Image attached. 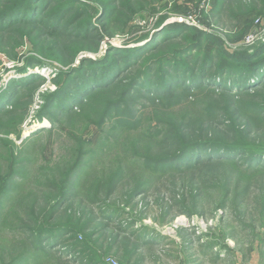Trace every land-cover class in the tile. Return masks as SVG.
Segmentation results:
<instances>
[{
	"label": "rangeland",
	"instance_id": "obj_1",
	"mask_svg": "<svg viewBox=\"0 0 264 264\" xmlns=\"http://www.w3.org/2000/svg\"><path fill=\"white\" fill-rule=\"evenodd\" d=\"M81 1L74 8L86 14L77 19L78 11H71V27L91 21L96 29L87 35L98 45L29 25L21 28L22 39L12 36L13 48L0 49V264L18 256L16 264H264V164L251 169L236 158L222 168L204 164L201 173H168L167 166L151 170V162L176 151L165 148V134L182 122L193 131H212L211 140L264 154V119L253 108L264 106V83L251 87L250 94V87L238 94L200 93L172 84L170 106L166 96L157 98L147 89L130 99L121 96L142 63H154L157 79L165 57L198 41L197 32L214 38L202 36L189 61L221 48L228 58L218 60L231 67L230 53L245 55L264 44V32L245 42L253 29L264 27V0ZM108 1L115 10L98 22L99 7ZM173 23L189 29L177 32L164 48L160 35L159 47L146 48L147 59L121 84L102 90L92 84L78 94L83 101L69 102L66 111L61 99L45 107L64 72L90 67L82 59H99L110 46L143 45ZM206 118L215 124L209 130ZM210 176L215 181L201 183ZM68 178L69 197L49 224L71 227L73 233L54 236V250L47 244L36 250L30 229L62 199ZM137 187L145 190L133 195Z\"/></svg>",
	"mask_w": 264,
	"mask_h": 264
},
{
	"label": "trees",
	"instance_id": "obj_2",
	"mask_svg": "<svg viewBox=\"0 0 264 264\" xmlns=\"http://www.w3.org/2000/svg\"><path fill=\"white\" fill-rule=\"evenodd\" d=\"M73 1H75L74 6ZM81 2V0H0V49L9 44H11L10 47L13 48L17 43V39H12V36L18 34L20 35L19 38L22 39L23 34H26V32L22 34L21 28L28 27L29 25L34 27L32 29L41 30L49 34H68V37H72V39L78 38V41L88 40L89 43H97L98 45L97 38H88L87 35V33H91L96 29L94 23L85 20L81 29L74 26L73 28L71 27L72 19L68 16L71 11H78L75 15L79 16L77 19L86 14L84 8L80 10L74 8L78 4H83ZM111 3L112 2L108 1L99 7L98 22L104 23V19H107L106 16L110 15V11L113 13L115 8L109 6ZM188 29L189 28L184 25V23H173L166 25L163 29H159L161 32L158 31L143 45L121 48L110 46L108 51L99 59H82L83 61L81 64H83L84 61L89 62L90 67L85 72L82 70V65L70 68L68 71L64 72L59 81L57 90L49 95L48 98H51L49 100L47 99L45 107L47 108V106L49 107L57 102L58 99H61L66 102V111L69 109V106H67L69 102L73 101L72 103L80 104L83 101V98H80L78 94L82 89L92 84H96L94 87L97 88V90H102L104 88L109 89L121 84L127 74L132 72L136 66H139L144 59H147L149 55L142 53L146 48L153 51L159 47L157 40L160 35L164 36L161 46V48H164L169 44V46L173 44L170 40L177 37V32L181 33ZM79 30H82L81 33H78ZM191 31L193 32L194 30L191 29ZM27 32L29 31L27 30ZM202 36H207L208 40L214 38L203 32H197L195 39L199 41ZM179 38H183L182 35H180ZM185 39L184 37V40ZM198 41H193L194 43L173 51L172 54L168 55L169 57L163 55V57L166 58L164 59L168 61L157 79L154 72H151L154 63H152V65L150 63L152 61L148 64L142 63L139 71L131 76L125 86L122 87L121 96L124 97V99H130L133 94H138L143 89H147L146 92L151 91L157 98L166 96L165 103L170 106L174 104V101L171 99L172 91L169 88V85L172 84L175 85L176 88H180L183 92L198 89L200 93L213 90L225 91L227 93L233 91V93L238 94L245 90V88L250 87L247 88L248 92H246L250 94L249 89L253 90V88H257L264 83V44L245 55L239 54L236 56L230 53L229 57H233L234 62L230 67L228 65H222L221 58L218 60L220 55H225L226 61L228 58L227 51L221 48L211 51L208 50V52L202 54V57L199 55V52L194 59L189 61L190 51L193 48L199 47ZM177 57H182V59H177ZM208 67H210V69H208ZM75 73L78 74L76 75ZM79 73L82 74L79 75ZM154 79L158 81H154ZM33 81L34 79L29 82L32 83ZM139 87H141L140 90ZM120 105L121 104L117 103L114 105L115 107L109 106L108 110L118 108ZM253 108L256 111V115H261L264 119V106L254 105ZM42 110L44 111L43 108ZM42 110L40 113H42ZM107 112L105 113L106 117L109 116ZM207 115L209 116V114ZM206 119L208 120L205 124L209 126L206 130H209L214 123H212V119ZM105 121L106 119L103 123ZM188 123L189 122L185 125ZM182 124L183 122L178 128L170 127V131L165 134V148L171 149L170 151L175 149L176 151L168 154L166 158L160 161H158V159L161 158H157L151 162L152 171L156 170V166H167L165 169H167L166 172L168 173L182 171L201 173L198 168L202 167L204 164H214L222 168L225 165L232 164V160L236 158L237 160L244 158V161L248 163L247 167L251 169L252 166H257V169L264 168V154H262L261 149H248L241 145H227L218 140H211L208 137L212 135V131L204 132L205 129L202 130L201 128H195L193 131L185 127V125L181 126ZM225 129L228 128H223V130ZM225 133H227V131H225ZM214 178L215 176H210V178L201 183L205 184L208 181H215ZM202 179H205L204 175ZM69 181L70 178L65 181L64 190L61 194L62 199L58 201L59 203H53L51 210L45 213L46 216L45 219L42 220V223L39 226L34 225L32 230L30 229L35 236L32 244L36 245V250L39 249L43 251L42 249L46 244L54 250L55 246L58 245V243L54 244L55 241L52 240L54 236H58L62 233L63 235L73 233L71 227L65 226L68 229H64L63 227H58L59 225L49 224L50 219L53 217V213H56L62 202L67 199L66 197H69L67 196L68 189L71 187V181L70 184H68ZM225 181L228 182V180ZM143 190L145 189L137 187L132 194L136 195L139 191ZM55 252L58 253L59 257H62L61 254L63 251L59 250ZM20 258H22V256H18L9 264H16Z\"/></svg>",
	"mask_w": 264,
	"mask_h": 264
},
{
	"label": "built area",
	"instance_id": "obj_3",
	"mask_svg": "<svg viewBox=\"0 0 264 264\" xmlns=\"http://www.w3.org/2000/svg\"><path fill=\"white\" fill-rule=\"evenodd\" d=\"M181 19V18H179ZM178 21H181V20H178ZM253 31V33H251ZM250 33H251V36L247 38V40H245V42L247 43H253L255 39L257 38H261V32H264V27L262 29H253ZM263 41H264V37H263Z\"/></svg>",
	"mask_w": 264,
	"mask_h": 264
},
{
	"label": "bare ground",
	"instance_id": "obj_4",
	"mask_svg": "<svg viewBox=\"0 0 264 264\" xmlns=\"http://www.w3.org/2000/svg\"><path fill=\"white\" fill-rule=\"evenodd\" d=\"M38 73V72H37Z\"/></svg>",
	"mask_w": 264,
	"mask_h": 264
}]
</instances>
